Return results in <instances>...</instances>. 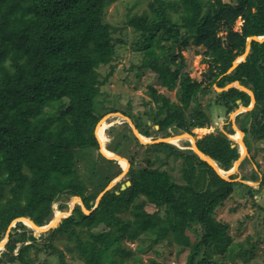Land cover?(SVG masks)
<instances>
[{
    "label": "trees",
    "instance_id": "1",
    "mask_svg": "<svg viewBox=\"0 0 264 264\" xmlns=\"http://www.w3.org/2000/svg\"><path fill=\"white\" fill-rule=\"evenodd\" d=\"M106 2L0 0V242L16 218L29 217L40 226L47 225L55 216L56 201L60 202L56 208L59 212L70 208L69 200H63L74 196H80L87 209L94 207L104 189L94 180L107 178V183L113 176L112 166L97 168L102 163L91 161L92 171L101 172L95 171L85 179L80 165L87 155L95 157L94 151L100 149L95 130L107 113L121 111L134 120L143 135H152L149 126L140 128L139 116L108 107L104 97L100 99L102 86L114 69L103 75L99 68L110 65L116 52L113 27L103 20ZM238 21L242 25L237 29ZM129 25L141 32L144 49L155 52L143 67L157 73L163 86L177 89L182 102L163 103L154 115V125L166 132L164 136H170L171 129L175 134L194 135V128H209L212 118L206 111L196 110L190 119L186 112L214 85L225 87L238 80L256 96L255 107L237 116L246 133L245 144L251 150L250 120L264 125V42L253 41L246 61L227 72L244 53L248 37L264 35V0H152L148 10L131 16ZM170 39L180 46L179 64ZM190 45L205 48L204 60L209 69L203 81L181 75V52ZM215 102L229 115L241 105L248 106L251 96L233 87L217 92ZM110 132L116 145H122L124 139L129 141L130 135L114 132V125ZM31 141L44 143L31 153ZM197 144L225 170L231 169L240 156L239 145L234 146L223 131L207 133ZM116 145L107 147L122 154ZM148 146H157L166 157L183 159L185 182L178 183L170 172L153 167L154 162L148 160L149 167L130 169V186L107 191L90 214L78 204L71 216L38 236L24 222H17L0 251V264H36L32 248L36 254L42 249L57 254L67 264L65 253L54 243L58 236L72 243L67 250L74 253L76 249L84 264H130L128 259L131 264H145L126 244L142 234L152 238L148 245L139 244V251L146 252L152 243L166 240L170 245L191 249L188 264H210L215 253L231 259L243 255L242 243L233 244L229 223L215 214L232 195L235 183L223 179L192 149L171 143ZM157 159L159 154L154 161ZM89 185L95 189L88 195ZM148 204L157 210L149 212ZM124 210L131 216L123 217ZM98 221L106 222L105 226L92 229ZM179 222L195 231L201 225V240L192 243L184 230L177 229ZM201 249L204 254L197 261Z\"/></svg>",
    "mask_w": 264,
    "mask_h": 264
},
{
    "label": "rangeland",
    "instance_id": "2",
    "mask_svg": "<svg viewBox=\"0 0 264 264\" xmlns=\"http://www.w3.org/2000/svg\"><path fill=\"white\" fill-rule=\"evenodd\" d=\"M151 1L152 0H107L103 20L104 22L110 23L113 27L116 52L110 65H102L99 68V71L103 75L109 74V72L114 69L113 74L108 77L106 83L102 86V96H100V99L104 97V104L108 107L116 106L124 112H132V114L139 116L141 121L140 128L144 129L146 126H149L152 134L150 139L156 140L161 137H167L164 136V133H166L165 131H160L157 127L158 125H154V115L156 116L158 113L160 109L159 106L163 103H176L181 105L182 102L179 99L177 89L171 90L163 86L157 73L143 67L146 62L154 58L155 52L153 50H149L148 52L144 49L145 45H141V42L144 41L141 32H136L135 29L129 25L131 16L134 14H141L143 11L148 10ZM225 1L234 2L235 0ZM241 25L242 21H238L236 28L238 29ZM170 43L173 44L174 42L170 39ZM139 45H141V47H139ZM173 48L175 49L173 53V56L176 57L175 62L179 64L181 62L179 57L180 46L178 44H173ZM204 50L205 48L203 46L197 47L194 45H190L182 50L181 53L184 59L181 71L182 77L188 76L192 79L203 81V74L209 69V64L204 60ZM217 92L220 91L217 90L214 85L213 90L209 94L199 95L198 101H195L186 112L187 118L189 119L192 116L191 114L196 110H204L209 117L212 118V126L209 128L193 129L194 136L197 140L204 137L207 133L214 131H223L227 133L229 137L234 136L236 138L237 132L234 129V124L238 127L242 126L241 119H237L236 117L234 121L233 118H231L232 112L228 115L224 108L217 105L215 102ZM199 103L201 104L200 107H198ZM106 121L114 123V132L125 131L130 135L129 141L124 139L125 141L122 140V145H116L117 143L115 141L113 142V138L110 134L113 125L106 129L108 137L105 145L106 148L110 150L107 145L111 143L113 146L116 145L115 148L122 153L120 155L127 158L130 162L129 171L120 177L119 181L114 184L111 190H118L122 184L126 183L129 179L128 175L130 174L131 168L137 170L139 168L149 167L150 162H148V160L154 162L153 167H160L170 172L178 183L185 182L183 178V159H175L173 156L166 157L159 149L157 150V146L143 144L135 136L131 123L125 118L114 116ZM132 122L135 125L133 119ZM249 125L251 129L248 138L251 143V150H249V155L242 160L239 168L230 176H234L233 179H235L232 195L216 209L215 213L217 219L229 223V234L233 238V244L242 243L244 247L240 249V252H242L243 255H236L235 258L231 259L223 253H215L210 264H264V125L252 124V119ZM231 130H234V133H230ZM181 133L182 132L177 134ZM170 134H175V130L171 129ZM232 137L230 138L235 142L233 139L234 137ZM117 139L120 140L119 137H117ZM43 143L31 141L29 145L30 152H34ZM154 144L156 143L149 145ZM179 148L189 150L191 148V142L186 138L182 139ZM94 152L95 157H93V155H87L84 163L80 165V172L85 179L90 178L95 171L101 172L99 169L94 172L92 171L90 163L94 160H98L99 163H102V166H96L97 168H103L107 164H111L113 176L110 177L107 182L108 184L123 173L119 161L106 158L100 150H95ZM156 154H159V159L154 161L156 159ZM101 156L104 158L100 159ZM131 160H134V164L131 163ZM164 161H166V163H163ZM244 176L248 178L246 179ZM93 178H96V176L93 175ZM106 179L99 178L94 181L98 185H104L105 189L108 186ZM94 189L93 186L89 185L86 193L88 195L92 194ZM142 198H144V196ZM68 200V205L70 206L73 199H64L63 201L65 203ZM59 203V201L55 202V211ZM74 204L81 205V203L77 201ZM146 209L149 212L157 210L153 204H148ZM69 210L70 208L65 212ZM61 211L64 212L63 210ZM121 215L125 218L131 216L127 210H124ZM105 224L106 222L98 221L92 225L91 228L99 229L104 227ZM13 228L14 226L11 227V229ZM195 228H197L196 231L193 229H186L183 222L177 224V229L180 231L184 230L190 237L192 243L200 241L204 235V230L201 225ZM17 231L23 232L24 230L18 229ZM44 233H48V231ZM151 238L152 236L149 234H142L137 240H127L126 244L136 251V254L145 264H152L151 260H154L158 264H188L187 259L191 249L178 246L177 244L170 245L166 240L158 244L152 243L151 248L146 252L137 249L139 244H150ZM54 243L57 248L62 249L65 253L67 264H84V261L78 255L76 249L74 253L67 250V247H72V243L65 237L61 238V236H58ZM30 253L31 256L35 258L36 264H63L57 254L51 255L46 253L44 249L36 254L35 249L32 248ZM203 254V249H201L196 260H201ZM128 261L131 264V259H128Z\"/></svg>",
    "mask_w": 264,
    "mask_h": 264
},
{
    "label": "water",
    "instance_id": "3",
    "mask_svg": "<svg viewBox=\"0 0 264 264\" xmlns=\"http://www.w3.org/2000/svg\"><path fill=\"white\" fill-rule=\"evenodd\" d=\"M253 41H257L259 43H263L264 42V35L262 36H259V35H254V36H250L248 37L247 39V44H246V49L244 51V53L242 55H240L239 57H237V59L233 62V65L232 67L228 70L227 73H230L232 72L234 69H236L240 63L246 61L250 51H251V48H252V43ZM238 88L240 90H243L245 92H247L250 96H251V103L248 105V106H239L237 108V110H235L234 112H232L231 114V118H233V120L235 121V118L240 114V113H243V112H248L250 110H252L255 105H256V96H255V93L247 86L241 84L238 80L236 81H233L229 84H227L225 87H219L217 85H215V88L217 90H219L220 92L222 91H225V90H228L230 88ZM238 103H241V100H238ZM114 116H120L122 118H125L128 122L131 123L132 125V130L135 134V136L138 138V140H140L143 144H153V143H171V141L169 140V136L167 137H161V138H158L156 140H149V141H144L142 138H141V132L139 131V129L136 127V125H134V123L132 122V119L125 115L124 113L120 112V111H117V112H112V113H108L106 114L103 118H101V120L98 122L97 126H96V130H95V133H96V136H97V139L99 141V144H100V151L101 153L106 157V158H109V159H114V160H118L117 157H122V155L116 153V157H109L107 156L106 154H104V152L102 151V143L100 141V138L98 137L97 135V128L98 126L100 125V123L102 122L103 119H110ZM113 123V122H112ZM114 125V123L112 124ZM111 125V126H112ZM234 129L236 132H240L243 136L240 140H237L235 138H233L235 140V144L234 146L238 143V145L240 146L241 148V152H240V156L237 160L234 161V165L231 169L229 170H225L223 169L218 163L217 161H215L210 155L206 154L205 152H203L198 144H197V139L195 138V136L190 133V132H183L181 133V136L184 137L183 139H188L190 142H191V148L202 160L206 161L207 163H209L213 168L214 170L225 180L227 181H230V182H234L235 179L231 178V174H233L235 172V170H237L242 162L243 159L246 158V156L249 155V150H248V147L246 146L245 144V141H244V137H245V132L239 128L237 125L234 124ZM129 168H130V162H129ZM129 168L127 169H123V173L117 177L116 179H114L111 183L108 184V186L98 195L97 199H96V202H95V205L94 207L89 210L87 209V207L85 206V204L83 203V199L80 197V196H74L73 198L76 199L77 202H80L81 203V206H82V209L83 211L86 213V214H90L94 209H96L98 207V205L100 204L101 202V199L102 197L104 196V194L111 190L112 187L114 186L115 183H117L120 179L121 176H123V174H126L128 171H129ZM222 170V171H221ZM224 172V173H223ZM129 176V179L126 181V183L122 184L121 185V189L124 190L125 188H127V186H130L131 185V178H132V175H128ZM119 193V191H117ZM75 206L76 204H72L71 207H70V210L68 212V214H64L62 215L61 217H56V215L54 216V218L52 219V221L50 223H48L47 225H43V226H40L38 225L37 223H35L31 218L29 217H19V218H16L12 223L11 225L9 226V229L7 230V233H6V236L3 240H1L0 242V250L5 248L6 244L8 243L9 241V236L12 232V229L11 227L15 226L17 222L19 221H22L24 222L26 225L29 226V228L31 230L34 231L35 235L38 236L40 235L41 233H44V232H47L53 228H56L59 223L62 221L63 218H66V217H69L71 216L73 213H74V210H75ZM14 224V225H13ZM21 231V230H19ZM18 231V232H19Z\"/></svg>",
    "mask_w": 264,
    "mask_h": 264
},
{
    "label": "bare ground",
    "instance_id": "4",
    "mask_svg": "<svg viewBox=\"0 0 264 264\" xmlns=\"http://www.w3.org/2000/svg\"><path fill=\"white\" fill-rule=\"evenodd\" d=\"M112 124L113 123L107 122L106 119H103L102 122L100 123V125L97 128V135L100 138V141L102 143V151L104 152V154H106L109 157H116V153L108 150L106 148V146H105L106 145L107 138H108L107 137V134H106V129H108ZM242 136L243 135L238 131L237 134H236V138L234 136L233 137L235 139H237V140H240L242 138ZM169 137H170L169 140L171 142H173L174 144H177V145H180V141L184 138V137L181 136V134H176V135H172V136H169ZM141 138L144 141L152 140L149 137H147L145 135H142V134H141ZM117 159H118L117 161H119V163H120V165H121L122 168H124V169L129 168V161H128L127 158H125V157L122 156V157H117ZM72 199H73V201H72V203H70V207H71L72 204L76 203V199L75 198H72ZM59 210L60 209H57L56 210V213L54 214L58 218L61 217L64 214H68V212H69V211L68 212H65V211L62 212L61 211V213H59Z\"/></svg>",
    "mask_w": 264,
    "mask_h": 264
},
{
    "label": "crops",
    "instance_id": "5",
    "mask_svg": "<svg viewBox=\"0 0 264 264\" xmlns=\"http://www.w3.org/2000/svg\"><path fill=\"white\" fill-rule=\"evenodd\" d=\"M212 126V125H211ZM158 128H159V126H157ZM240 127V126H239ZM197 128H205V129H207L206 127H197ZM197 128H194L195 130L197 129ZM140 131V130H139ZM183 133V132H182ZM142 134V133H141ZM172 135H176V134H171L170 136H172ZM246 135V134H245ZM151 137H152V135H151ZM151 137H149V138H151ZM244 139H245V137H244ZM173 142H171V144H172ZM174 145V144H173ZM175 145H177V144H175ZM179 147H180V145H178ZM177 146V147H178ZM240 147V146H239ZM181 149H183V148H181ZM249 150V149H248ZM240 152H241V148H240Z\"/></svg>",
    "mask_w": 264,
    "mask_h": 264
}]
</instances>
